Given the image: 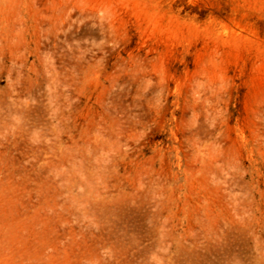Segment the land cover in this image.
I'll return each mask as SVG.
<instances>
[{
    "label": "rangeland",
    "instance_id": "rangeland-1",
    "mask_svg": "<svg viewBox=\"0 0 264 264\" xmlns=\"http://www.w3.org/2000/svg\"><path fill=\"white\" fill-rule=\"evenodd\" d=\"M0 264H264V0H0Z\"/></svg>",
    "mask_w": 264,
    "mask_h": 264
}]
</instances>
